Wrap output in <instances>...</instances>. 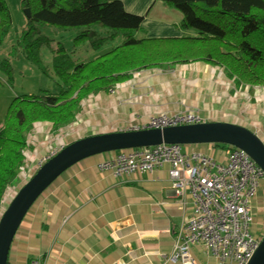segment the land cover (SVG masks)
I'll return each mask as SVG.
<instances>
[{"label":"crops","instance_id":"obj_1","mask_svg":"<svg viewBox=\"0 0 264 264\" xmlns=\"http://www.w3.org/2000/svg\"><path fill=\"white\" fill-rule=\"evenodd\" d=\"M121 1L127 12L144 17L137 38L195 35L179 28L182 16L170 17L175 11L159 1ZM117 85L94 96L99 103L91 113L82 112L90 114L89 125L73 141L89 136L91 129L95 135L142 129L151 118L189 111H195L200 122H227L258 131L244 117L246 87L237 86L222 67L208 61L141 70ZM193 151L210 156L215 152L210 144L187 147V152ZM114 152L77 162L37 198L15 233L7 264H180L170 258L192 214L190 195L176 197L168 165L120 176L101 171V162L126 150ZM190 252L196 264H218L202 246H191Z\"/></svg>","mask_w":264,"mask_h":264},{"label":"trees","instance_id":"obj_2","mask_svg":"<svg viewBox=\"0 0 264 264\" xmlns=\"http://www.w3.org/2000/svg\"><path fill=\"white\" fill-rule=\"evenodd\" d=\"M155 1L178 11L182 16L178 27L193 30L197 36L137 38L134 32L142 30L144 17L127 12L121 0H21L22 8L30 13L21 38L22 44L27 41L23 55L33 63L39 62L41 42V37L33 36L34 23L86 28L82 38L97 26L112 31L111 37L121 36L122 41L75 68L67 63L68 59L57 61L54 56L59 90L12 101L0 128V204L5 191L21 180V169L26 164L23 150L28 147L27 134L33 124L47 123L54 133L58 132L74 123L82 100L109 93L135 72L201 60L222 67L237 86L264 87V0ZM10 25L7 2L0 0V45ZM0 66L10 71L7 62Z\"/></svg>","mask_w":264,"mask_h":264},{"label":"built area","instance_id":"obj_3","mask_svg":"<svg viewBox=\"0 0 264 264\" xmlns=\"http://www.w3.org/2000/svg\"><path fill=\"white\" fill-rule=\"evenodd\" d=\"M199 122V117L189 111L151 118L144 128ZM182 146L162 143L129 149L101 162L98 168L120 176L152 172L168 165L171 189L176 197L184 199L188 193L193 201L192 214L183 223L170 260L196 264L190 248L199 245L218 264H247L260 241L251 233L250 227L253 223L252 201L264 178L262 169L248 154L234 147L223 145L216 160L202 152L183 153Z\"/></svg>","mask_w":264,"mask_h":264},{"label":"rangeland","instance_id":"obj_4","mask_svg":"<svg viewBox=\"0 0 264 264\" xmlns=\"http://www.w3.org/2000/svg\"><path fill=\"white\" fill-rule=\"evenodd\" d=\"M6 2L11 17V25L0 45V64L7 62L10 71L5 72L2 66H0V128L5 120L8 108L15 98L25 95H39L42 91L53 94L59 90L61 84L55 75L54 56H57V61L68 59L67 63H72L74 65L73 68H75L81 63L91 62L109 52L114 47L120 45L122 41L121 36L111 37L112 31L105 28L101 29L97 26L89 29L92 34L90 33L86 38H82L80 35L86 28H61L34 23L33 36L35 38L41 37V42L38 48L39 62L33 63L23 55L24 44L27 42L25 41L22 44L21 40L22 35L27 29L28 18L25 15V9L22 8L21 0H6ZM156 6H154L152 11L156 9ZM166 7V9L175 11L174 14L169 15L170 17L175 19L178 17L177 15H181L178 11L168 6ZM151 14L149 18L147 17V20L151 19ZM190 31L193 32V30ZM139 33L140 31H136L134 35ZM188 35L194 37V35L188 33L182 36L186 37ZM58 49H61L62 52L57 53ZM245 87L246 111L244 110V117L248 118L247 121L250 122L252 128L255 127L258 130L255 133L257 136H261V141L264 143V87L247 85ZM97 100L94 96H89L82 100L80 102V113L74 123L65 126L58 132L54 133L48 124L46 127L44 123L33 124L31 132L27 134L28 147L23 150L26 164L24 165V169H21V180L17 185L9 187L5 191L0 204V217L16 192L37 170L39 161L43 158H49L52 153L58 152L62 147L85 133V129H87L90 121L88 118L89 113H91L90 110L94 104L96 106V103H99L96 102ZM84 110L89 111V113L87 112V114L83 115L82 112ZM142 112L143 110H141ZM193 112L195 113V111ZM110 115L111 112L106 113V117H110ZM222 119L230 120L227 118ZM89 131V136L95 133L93 129ZM204 145L208 146V144ZM191 146H182V152H187V147ZM211 146L215 150L213 153L214 159L217 160L223 146H215L214 144ZM111 153L115 152L111 151ZM252 207L253 223L250 231L255 235L256 239L260 240L264 234V178L260 181L256 196L252 201ZM197 258L199 261H205L204 257L199 256V254H197Z\"/></svg>","mask_w":264,"mask_h":264},{"label":"water","instance_id":"obj_5","mask_svg":"<svg viewBox=\"0 0 264 264\" xmlns=\"http://www.w3.org/2000/svg\"><path fill=\"white\" fill-rule=\"evenodd\" d=\"M26 17L29 9L24 10ZM215 144L244 151L264 173V143L253 131L227 122H199L165 128H142L79 138L62 147L39 165L11 199L0 217V264L22 220L37 198L77 162L102 153L152 147L159 144ZM247 264H264V234Z\"/></svg>","mask_w":264,"mask_h":264}]
</instances>
